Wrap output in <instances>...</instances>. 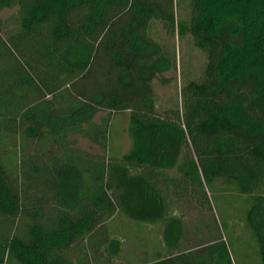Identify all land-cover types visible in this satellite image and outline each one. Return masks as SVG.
Instances as JSON below:
<instances>
[{"label":"trees","instance_id":"1","mask_svg":"<svg viewBox=\"0 0 264 264\" xmlns=\"http://www.w3.org/2000/svg\"><path fill=\"white\" fill-rule=\"evenodd\" d=\"M7 7L16 11L0 16V264H117L122 239L92 238L118 213L165 224L145 264H242L216 217L211 234L191 238L183 201L212 208L208 187L239 199L235 231L264 264V0H0ZM153 20L206 55L201 78L163 113L153 81H169L178 61ZM122 111L131 147L115 155L111 121Z\"/></svg>","mask_w":264,"mask_h":264},{"label":"rangeland","instance_id":"2","mask_svg":"<svg viewBox=\"0 0 264 264\" xmlns=\"http://www.w3.org/2000/svg\"><path fill=\"white\" fill-rule=\"evenodd\" d=\"M181 10L185 15L186 9L182 8ZM15 11L16 7H7L0 12V16L6 18ZM151 32L155 40L164 45L170 53L174 54L178 61L177 68H172L164 73V76L169 78V81L162 82L159 78L153 81L154 90L158 96V110L163 113L166 109L175 108L176 105L181 103L180 88L187 80L201 78L206 63V55L203 50L194 44L190 35L180 37L178 34H170L166 31L160 20L152 21ZM107 113L108 111L99 112L95 120L100 121L101 117ZM129 121V111L116 112L112 115L111 152L115 155H118L120 151V153L126 152L131 147V138L128 134ZM74 138L77 140V147L95 153H103L102 148L89 139L80 135H75ZM169 172L176 174V171ZM210 189V187L207 188L212 208H210L208 202L205 205L207 208L200 204L199 207H196V205H193V203L197 204L196 198L191 203V206H195V208L191 206L185 207L186 201H183L182 213H186V220L194 231L191 238L196 241L211 234L216 227L214 223L216 217L220 224H225V230L233 241L239 261L242 264H248L250 261L257 264L259 256L256 253V243H250L251 237L248 234L245 235L243 233L238 235L235 231V224L232 222L235 216L241 213L244 214L245 212L243 208L240 209L241 204L239 203V199L237 198V200L230 190L222 189L212 192ZM183 191L184 188L180 187V192L183 193ZM195 192L197 195L201 194V190L199 189L195 190ZM204 219L207 220L210 228L205 227V230L197 228L198 224L205 226ZM164 229V223L147 225L141 221L131 219L123 213H118L97 230L92 241L100 244L106 241L107 235L118 237L122 239L123 246L117 264H145V255L150 256L154 245L163 242ZM11 264L20 263L13 262Z\"/></svg>","mask_w":264,"mask_h":264},{"label":"crops","instance_id":"3","mask_svg":"<svg viewBox=\"0 0 264 264\" xmlns=\"http://www.w3.org/2000/svg\"><path fill=\"white\" fill-rule=\"evenodd\" d=\"M147 225H152V224H147Z\"/></svg>","mask_w":264,"mask_h":264}]
</instances>
